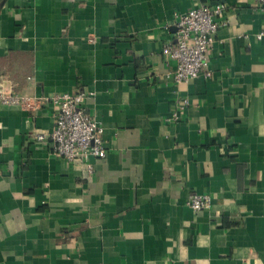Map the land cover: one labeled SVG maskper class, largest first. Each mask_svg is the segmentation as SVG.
Segmentation results:
<instances>
[{
    "label": "crops",
    "instance_id": "obj_1",
    "mask_svg": "<svg viewBox=\"0 0 264 264\" xmlns=\"http://www.w3.org/2000/svg\"><path fill=\"white\" fill-rule=\"evenodd\" d=\"M218 2L213 75L178 85L176 15ZM261 33L257 0H0V92L34 104L0 103V264H264ZM79 92L107 155L69 163L36 135Z\"/></svg>",
    "mask_w": 264,
    "mask_h": 264
},
{
    "label": "built area",
    "instance_id": "obj_2",
    "mask_svg": "<svg viewBox=\"0 0 264 264\" xmlns=\"http://www.w3.org/2000/svg\"><path fill=\"white\" fill-rule=\"evenodd\" d=\"M257 9L264 13V0H257ZM225 12L226 5L218 2L214 5L200 4L176 15V43L165 46L163 50L175 63L171 78L176 84H188L200 76L212 77L208 56L219 29L225 24ZM263 36L261 33L258 38ZM88 96L84 92L62 93L46 99L54 109L53 131L49 135H36V140L50 143L54 155L69 163L87 162L90 158L104 159L107 155L103 127L83 108ZM0 103L28 110L34 107L31 98L6 92H0ZM179 104V108L184 110L190 101L184 98ZM172 117L179 118L177 112ZM87 168L89 173H93L94 166L88 164ZM211 204L212 198L207 194H191L188 199V206L195 212L209 209Z\"/></svg>",
    "mask_w": 264,
    "mask_h": 264
}]
</instances>
